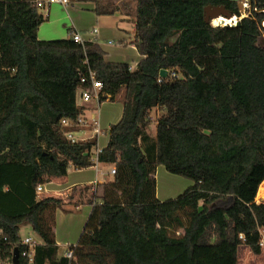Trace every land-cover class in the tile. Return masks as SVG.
<instances>
[{
  "label": "trees",
  "instance_id": "obj_1",
  "mask_svg": "<svg viewBox=\"0 0 264 264\" xmlns=\"http://www.w3.org/2000/svg\"><path fill=\"white\" fill-rule=\"evenodd\" d=\"M33 1L0 0L2 264H239L242 246L261 255L254 210L264 183V0H250L249 15L225 27L207 24L205 9L242 17L231 0H136L131 44L145 59L135 70L107 62L99 42L40 41L46 18ZM88 67L104 84L102 102L125 90L124 112L98 156L116 174L89 200L71 260L56 254L64 200L38 188L96 165L99 136L72 143L62 125L85 112L77 93ZM163 69L181 78L160 83ZM160 166L194 185L161 201ZM23 226L41 242L33 263Z\"/></svg>",
  "mask_w": 264,
  "mask_h": 264
},
{
  "label": "crops",
  "instance_id": "obj_2",
  "mask_svg": "<svg viewBox=\"0 0 264 264\" xmlns=\"http://www.w3.org/2000/svg\"><path fill=\"white\" fill-rule=\"evenodd\" d=\"M94 1L91 5L92 12H88L90 20L98 27L87 28L89 26H84L79 23V21H68L67 17H70V9L65 8L60 5H54L50 10L47 11V18L45 23L40 27L38 37L40 41H62L67 40L71 37V33L79 32L83 34L85 42H99L106 52V61L110 63H127L131 66L132 70H135L138 64L145 59L142 56L137 48L131 44L135 36V26L134 22L131 20L129 14L121 11L117 12L115 15H104L97 13V9L100 3V0H91ZM95 4V8H94ZM75 7H72V10ZM94 8V10H93ZM44 15V14H43ZM67 15V16H66ZM79 19V18H78ZM78 27H77V25ZM107 25V26H106ZM107 27V32H103V27ZM80 29V30H79ZM97 32L94 35V31ZM109 37L120 38V42H123L125 48L117 49L111 51L107 49V46L103 45L100 41H106L107 44L114 45L115 41L108 40ZM110 39V38H109ZM131 48V49H130ZM127 50H132L136 52V60H134L135 65L132 66L130 60L127 57L122 61H114L111 57H116L123 55ZM109 100L102 103V106L106 104ZM117 106V112H109L108 109L106 112H98V115H92L96 111H93L95 103L85 106V116L88 120L92 118H97L100 121V131L99 135V144L98 148L104 150L109 144V130L110 127L114 124H118L123 116L124 112V103L113 102ZM101 106V107H102ZM113 112V113H112ZM155 111L152 113V118L154 119ZM106 128L107 131L103 130ZM151 127L154 129V133L149 132L155 135L156 124H152ZM104 128V129H105ZM83 140H90L96 137L93 127L82 129L80 132ZM108 134V136H107ZM114 168L112 165L105 163L97 162L96 165L92 168L84 170H76L71 168L69 175L65 180H55L51 184H48L44 187V194L51 195L54 197H59L64 200V206L62 209L57 211V226H56V237H57V246L56 254L57 257L62 258L66 257V252L70 247H75L80 239V236L84 230L85 224L91 214L93 206L89 204V200L93 195L98 191L99 186L102 185L107 180L113 178L111 170ZM160 167H158L157 171ZM90 187L88 191L74 190L75 188L81 187ZM157 196H159V191L157 190ZM31 229V227H30ZM32 230V229H31ZM41 243V242H40Z\"/></svg>",
  "mask_w": 264,
  "mask_h": 264
},
{
  "label": "rangeland",
  "instance_id": "obj_3",
  "mask_svg": "<svg viewBox=\"0 0 264 264\" xmlns=\"http://www.w3.org/2000/svg\"><path fill=\"white\" fill-rule=\"evenodd\" d=\"M94 1L91 0H73L72 5L69 7L70 9V17H67V22L70 21H79L80 24L84 26H89L87 27L88 29L91 28L93 30L94 27H98L90 20V10L92 11V3ZM110 6L113 8V6H119L120 9L129 14L131 17V20L134 22L135 21V10L137 6V1L136 0H117L115 2L109 1V0H100L98 8H103V6ZM75 7V10H72V7ZM95 8V4H94ZM93 8V10H94ZM251 9L250 1L248 2V8L245 13H243L242 17H246L249 15ZM95 12V11H92ZM40 13L44 14V16L47 18V11L45 9H41ZM67 16V15H66ZM79 18V19H78ZM239 22V21H238ZM77 25V24H76ZM79 25V24H78ZM77 25V27H78ZM213 25V24H212ZM107 26V25H106ZM103 27V32L106 33L107 27ZM214 26V25H213ZM220 27H225L222 25H219ZM219 26H214V27H219ZM230 26V25H228ZM79 28V27H78ZM99 28V27H98ZM80 30V29H79ZM90 30V29H89ZM110 38V39H109ZM108 40H112L113 42L115 41L114 45L107 44L106 41H100L105 47L107 46V49L114 51L117 49H122L125 48L123 46V42H120V38L116 37H109ZM131 49V48H130ZM130 60L132 66L135 65L134 60H136V52H133L132 50H127L126 52L123 53V55L116 56V57H111L112 60L118 62L124 60L125 57ZM118 60V61H117ZM125 98V90L122 91V93L119 94V96L116 98V100L111 101L109 100L106 102L104 106L101 107V112H106L107 109L109 112L113 111L114 113L117 112V106L113 104V102L116 103H123ZM105 103V101L103 102ZM112 112V113H113ZM98 115V112H95L91 114V116ZM155 117L153 119L152 124H156V117L158 116L157 112L153 114ZM105 128V127H104ZM105 132L107 129L105 128ZM150 132L154 133L153 127H150ZM156 132V130H155ZM108 136V134H107ZM83 137V136H82ZM84 138V137H83ZM156 181H157V190L159 191V196L161 198V201H167L171 199H176L179 196H181L188 188L192 187L194 185V182L188 178L174 175L169 173L164 166H160L159 170L157 171L155 175ZM256 203L257 207L255 208V216L261 224L262 227H264V199L263 197L258 196L256 198ZM21 237L22 239L26 238H33L34 240L40 242V239L36 236V234L30 229V226H23L21 229ZM239 264H264V248H263V253L261 255H255L252 253V251L247 247V246H242L240 248L239 252Z\"/></svg>",
  "mask_w": 264,
  "mask_h": 264
},
{
  "label": "built area",
  "instance_id": "obj_4",
  "mask_svg": "<svg viewBox=\"0 0 264 264\" xmlns=\"http://www.w3.org/2000/svg\"><path fill=\"white\" fill-rule=\"evenodd\" d=\"M34 5L39 9H45L46 11L50 10L51 7L54 5H60L65 8H69L73 0H34ZM243 17H240L239 21L242 20ZM238 23L235 25L230 24V26H237ZM262 26L264 27V22L262 23ZM97 32V30L94 31V35ZM71 37L74 39L76 43H79L81 45H85V40L83 38V34L79 32H73L71 33ZM88 65V61L85 62ZM171 77L172 79H178L181 78V75L177 72L169 73L167 77ZM166 77V78H167ZM160 76L159 82L161 83L164 79ZM104 84L102 81L98 80L96 73L88 67V73H85L81 77V86L78 89L77 93V103L80 107L85 108V106L91 105L92 103H95V106L93 107V111L99 112L100 108L102 106V98L106 96L104 91ZM62 125L67 129L65 135L68 140H70L72 143H78L81 141H87L83 140L81 137V130L89 127L94 128V132L96 136H99L101 134L100 131V121L97 118H92L91 120H88L84 114H82L76 122H71L69 120H63ZM72 125H75L77 128L72 129ZM103 150L97 149L96 151V157L95 162H98V156L102 153ZM111 174H116V169L113 168L111 170ZM39 193L44 192V186H40L38 188ZM260 234H261V247L264 248V227L260 228ZM243 238V237H242ZM22 244L26 247V251L24 252V256L29 257L30 262L33 263L34 261V253L35 248L40 244V242L34 240L33 238H26L23 240ZM66 257L69 259L74 258V249H68L66 252ZM0 264H2V261L0 259Z\"/></svg>",
  "mask_w": 264,
  "mask_h": 264
},
{
  "label": "water",
  "instance_id": "obj_5",
  "mask_svg": "<svg viewBox=\"0 0 264 264\" xmlns=\"http://www.w3.org/2000/svg\"><path fill=\"white\" fill-rule=\"evenodd\" d=\"M232 2H236L238 4V8L241 14L245 13V9L247 8L248 2L250 0H231ZM224 17L226 19H231L235 17V15L228 10L225 6H208L205 9V22L207 24H213V21L217 18ZM244 18V17H243ZM242 18V19H243ZM240 24V21L238 22V25ZM160 76L163 78H166L168 76V71L163 69L160 72ZM20 258V251L18 248L14 251V262L17 263Z\"/></svg>",
  "mask_w": 264,
  "mask_h": 264
},
{
  "label": "bare ground",
  "instance_id": "obj_6",
  "mask_svg": "<svg viewBox=\"0 0 264 264\" xmlns=\"http://www.w3.org/2000/svg\"><path fill=\"white\" fill-rule=\"evenodd\" d=\"M247 8H248V5H247ZM247 8L245 9V12L247 11ZM239 17L235 16L231 19H226L224 17H220V18H217L213 21V25L214 26H219V25H222V26H225V25H230V24H233L235 25L236 23H238L239 21ZM259 196L263 197L264 199V183L261 185L260 189H259Z\"/></svg>",
  "mask_w": 264,
  "mask_h": 264
}]
</instances>
